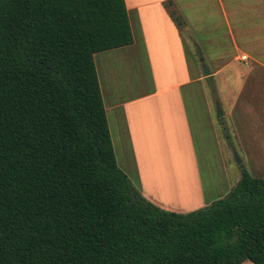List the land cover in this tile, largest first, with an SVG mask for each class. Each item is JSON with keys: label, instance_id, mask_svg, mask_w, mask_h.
Instances as JSON below:
<instances>
[{"label": "trees", "instance_id": "trees-1", "mask_svg": "<svg viewBox=\"0 0 264 264\" xmlns=\"http://www.w3.org/2000/svg\"><path fill=\"white\" fill-rule=\"evenodd\" d=\"M133 43L125 0H0V264H264V179L180 214L118 166L94 57Z\"/></svg>", "mask_w": 264, "mask_h": 264}, {"label": "crops", "instance_id": "crops-1", "mask_svg": "<svg viewBox=\"0 0 264 264\" xmlns=\"http://www.w3.org/2000/svg\"><path fill=\"white\" fill-rule=\"evenodd\" d=\"M125 2L134 43L94 57L118 166L141 195L157 207L180 214L203 209L225 197L235 186L220 198L206 197L186 104L189 91L198 116H202L191 96L193 86L201 78L197 76L199 70L193 64L194 55L172 17L170 7H176L188 28L193 29L197 17L192 24V19L185 18L183 13L187 7L201 9L204 1ZM166 3L171 4L166 7ZM251 6L258 14L253 29L246 30L240 43L234 37V53L210 55L208 70L211 69L209 77L216 85L214 91L221 94L216 106L220 105L222 109V104L226 103L228 111L222 109V113L225 118H232L236 130L234 153L238 151L242 161H262L264 0H251ZM232 15L236 16L237 12ZM193 35L201 48L198 37ZM244 56L248 58L246 61H242ZM204 67L200 68L202 73ZM232 68H235L236 77L231 75ZM202 119L205 123V117ZM178 161L190 178L186 205L180 204L178 199L163 196L156 188L157 178L165 179L173 189L179 187L180 179L172 167V162Z\"/></svg>", "mask_w": 264, "mask_h": 264}, {"label": "rangeland", "instance_id": "rangeland-1", "mask_svg": "<svg viewBox=\"0 0 264 264\" xmlns=\"http://www.w3.org/2000/svg\"><path fill=\"white\" fill-rule=\"evenodd\" d=\"M185 1L194 2L197 0ZM203 1L204 5L201 9L187 7L183 13L185 18L192 19V24H194L193 19L197 17L198 21L193 29L192 27L188 28V24L180 16L176 7H170V12L183 21L180 28L190 52L194 55L193 64L199 70L197 76L201 78V81L193 86L191 96L200 107L201 115L205 117V123H203L202 116H198L197 108L191 101L189 91L186 93V104L194 134L204 191L207 198H220L238 184L243 170L248 171L255 178L264 179V160L242 161L239 158V152L234 153L236 130L232 118L228 117L227 119L225 116L222 119L217 118L216 103L220 101L221 94L217 90L214 91L215 82L211 80V77H205L204 71L202 73L200 68L202 66L210 68V55H217L221 52L234 53L232 44L234 37L239 43L242 42V35L246 30L253 29L258 14L253 11L251 0ZM233 12H237V15H232ZM193 34L198 37L201 48ZM263 38L264 30H262ZM244 52L248 53V51ZM202 60L205 61L201 62ZM232 69L231 75L236 77L235 68ZM222 105L224 106L223 112L228 111L226 103L224 102ZM239 162L242 164L240 165ZM172 164L180 179L179 187L173 189L165 179L157 178L156 188L163 196L178 199L180 204L186 205L189 200L185 198H187L190 178L181 162H172ZM243 264L253 263L247 261Z\"/></svg>", "mask_w": 264, "mask_h": 264}, {"label": "water", "instance_id": "water-1", "mask_svg": "<svg viewBox=\"0 0 264 264\" xmlns=\"http://www.w3.org/2000/svg\"><path fill=\"white\" fill-rule=\"evenodd\" d=\"M204 75L206 77H209L211 75V73H210V71L208 70L207 67H204ZM217 111H218L217 112V114H218L217 116H218L219 119H221L224 116V114L222 113V109H221L220 105H217ZM237 161H239V160L237 159ZM239 164L241 165L242 163L239 162Z\"/></svg>", "mask_w": 264, "mask_h": 264}, {"label": "built area", "instance_id": "built-area-1", "mask_svg": "<svg viewBox=\"0 0 264 264\" xmlns=\"http://www.w3.org/2000/svg\"><path fill=\"white\" fill-rule=\"evenodd\" d=\"M248 58L246 56L242 57V61H246Z\"/></svg>", "mask_w": 264, "mask_h": 264}]
</instances>
